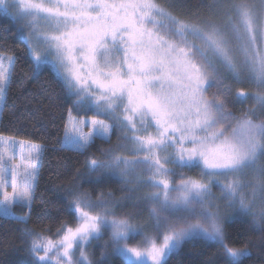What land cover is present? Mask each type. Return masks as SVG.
<instances>
[{"label":"snow or ice","instance_id":"6c2138e0","mask_svg":"<svg viewBox=\"0 0 264 264\" xmlns=\"http://www.w3.org/2000/svg\"><path fill=\"white\" fill-rule=\"evenodd\" d=\"M178 6L0 0L29 69L48 67L68 104L59 148L84 157L56 186L75 224L51 239L27 226L47 146L0 133V205L28 209L14 218L32 264H100L88 246L105 233L101 256L130 264H167L193 236L215 242L221 264H241L248 247L227 242L225 216L239 210L264 232V0H210L206 15ZM17 59L0 52V103ZM97 140L108 146L95 154ZM112 177L121 195L94 196Z\"/></svg>","mask_w":264,"mask_h":264},{"label":"trees","instance_id":"16d2710c","mask_svg":"<svg viewBox=\"0 0 264 264\" xmlns=\"http://www.w3.org/2000/svg\"><path fill=\"white\" fill-rule=\"evenodd\" d=\"M160 2L164 3V0ZM177 2L188 12L206 15V5L210 0ZM179 6L173 10L178 12ZM0 52L11 53L18 58L6 101L2 102L0 110V133L20 139L31 138L47 146L27 226L43 232L50 238L56 237L55 233L61 221H67L68 226L75 224L73 216L64 212V200L56 186L68 183L72 173L80 167L84 159L72 149L61 150L58 146V139L63 135V120L68 104L62 103L64 94L48 67L38 73L29 69L18 26L3 12H0ZM214 91V87L210 88L208 95L211 96ZM229 107L236 111L241 105L229 103ZM111 140L114 143L116 136L113 135ZM107 146L97 140L91 151L98 154L100 147ZM101 188L104 191L111 190L115 196L121 195L117 177H112L111 182L98 186L93 195L95 196ZM12 209L14 215L0 214V264H32V257L25 251L26 245L21 242L25 225L14 218L28 209L20 205H14ZM127 210L128 205L118 211ZM223 223L227 242L231 246L244 247L247 244L249 254L242 257L241 264H264V232L251 222V218L238 210L233 211V215H229ZM107 239L108 237L103 235L100 240H94L91 245V258L100 261V264H130L117 252L101 256L104 241ZM216 252L215 242L202 236H193L184 240L180 247L169 255L167 264H221L223 258L214 256Z\"/></svg>","mask_w":264,"mask_h":264},{"label":"rangeland","instance_id":"374dc122","mask_svg":"<svg viewBox=\"0 0 264 264\" xmlns=\"http://www.w3.org/2000/svg\"><path fill=\"white\" fill-rule=\"evenodd\" d=\"M1 107H2V103H0V110H1ZM92 113L91 112H88V115L90 116ZM81 115H84V113H81ZM85 131H87V129L85 128L84 129ZM6 136V135H5ZM9 192L11 191V187L9 186L8 187V189H7ZM214 192L216 191L215 189L213 190ZM0 198H2V196H0ZM221 207H223V204H222V202H221ZM238 210H236V211H234V212H237ZM0 214L1 215H4V213H3V206L2 205H0ZM15 213H14V211H13V209H12V215H14ZM233 215V211L232 212H230L228 215H226L225 216V218L224 219H226L229 215ZM74 226V225H73ZM104 235H106L107 237H108V235H107V233H105ZM51 239H57V236L56 237H52ZM94 242V240L92 241V243ZM157 243H161L162 242V237L159 239V240H157L156 241ZM92 243L88 246V251H89V253L91 254V245H92ZM78 254V253H77ZM127 261H129L126 257H124ZM149 264H150V262H149Z\"/></svg>","mask_w":264,"mask_h":264},{"label":"clouds","instance_id":"9594fccd","mask_svg":"<svg viewBox=\"0 0 264 264\" xmlns=\"http://www.w3.org/2000/svg\"><path fill=\"white\" fill-rule=\"evenodd\" d=\"M251 218V217H250Z\"/></svg>","mask_w":264,"mask_h":264}]
</instances>
